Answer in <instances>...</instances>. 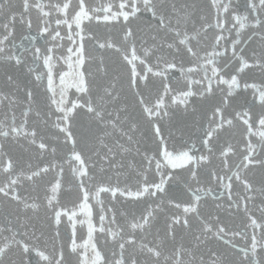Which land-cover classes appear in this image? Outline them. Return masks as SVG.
<instances>
[{
  "label": "snow or ice",
  "instance_id": "1",
  "mask_svg": "<svg viewBox=\"0 0 264 264\" xmlns=\"http://www.w3.org/2000/svg\"><path fill=\"white\" fill-rule=\"evenodd\" d=\"M0 264H264V0H0Z\"/></svg>",
  "mask_w": 264,
  "mask_h": 264
}]
</instances>
